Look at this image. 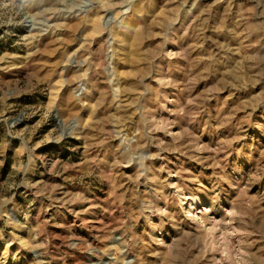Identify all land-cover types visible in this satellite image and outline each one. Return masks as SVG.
Returning <instances> with one entry per match:
<instances>
[{
	"label": "rangeland",
	"instance_id": "374dc122",
	"mask_svg": "<svg viewBox=\"0 0 264 264\" xmlns=\"http://www.w3.org/2000/svg\"><path fill=\"white\" fill-rule=\"evenodd\" d=\"M0 264H264V0H0Z\"/></svg>",
	"mask_w": 264,
	"mask_h": 264
}]
</instances>
